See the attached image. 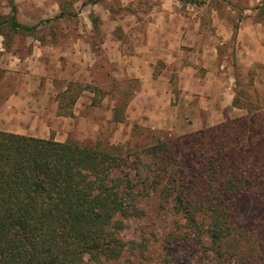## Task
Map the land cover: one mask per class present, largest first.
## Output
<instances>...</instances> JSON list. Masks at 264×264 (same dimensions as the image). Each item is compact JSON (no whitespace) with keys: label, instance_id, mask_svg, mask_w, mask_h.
Here are the masks:
<instances>
[{"label":"rangeland","instance_id":"rangeland-1","mask_svg":"<svg viewBox=\"0 0 264 264\" xmlns=\"http://www.w3.org/2000/svg\"><path fill=\"white\" fill-rule=\"evenodd\" d=\"M8 1L0 0L3 4L0 5L2 21L11 17L12 11L9 15L3 14ZM60 1L63 5H70L78 0ZM159 2L160 0H149V6L152 9L157 8ZM187 3H192L191 8L195 9L191 12L201 23L199 28L202 35L205 37L207 34H213L214 41L210 42L209 38L207 42L206 38V41L192 47L184 45L181 52L173 51L169 57L165 55L170 51H165V57H160L155 67L156 73L165 71L164 76L169 79L172 90L170 112L176 111L179 115L182 113L185 122L171 120L168 128L158 129L146 125L144 121L140 123L141 119L132 118L130 114L129 119H126L128 103L131 96L140 90V82L119 77L117 83L114 80L112 83V80L105 76V71H100L96 74L101 82L97 81L91 85L97 90L93 105L83 110L86 115L79 119L73 117L72 122L52 125L56 128L54 133L69 136L51 139L58 142L98 144L108 151L112 147L120 149L114 150L117 155L122 152L131 158L130 162H133L134 166L138 165V169H133L131 173L135 182L150 178V168L158 173V170L167 165L170 170L169 184L184 185L189 200L199 202L200 206L196 208L204 212L200 217L203 228L207 229L210 223L211 207L219 205L229 210L232 217L230 222L238 234L236 236L241 247L239 248L240 243L232 247L230 241H227V248L224 249L225 259H218L212 251L211 242L205 236L200 237L195 233L185 215L175 208L174 199L160 198L157 193L148 190L143 193L139 211L134 207L133 215L123 221L124 229L120 236L126 243L124 254L117 260L103 264H264V169L260 164L249 165L248 169L254 172L253 176H258V179L247 184L243 194L231 196L226 192H214L215 189L221 188H218V185L216 187V181L212 178L214 168L210 167L214 162L213 158H216L214 147L220 145L214 132L223 129L224 125L237 118L248 116L250 110H264V61L253 62L249 55V49L252 47L250 42L244 44L237 34L243 21L264 24V0H183L184 8ZM118 4L117 2V7ZM22 10L26 12L29 9ZM70 11L68 12L76 15V11ZM212 16H215V19L217 17L215 23L211 22ZM75 22L76 19L64 24L78 26ZM226 23L232 29V34L228 42H222L223 30L219 27ZM42 24L45 26L44 32L56 26L61 27L57 24L51 27L47 23ZM0 30L8 32L11 28L3 26ZM22 34L35 33L24 31ZM93 36L96 45L98 36ZM94 50L98 51L96 48ZM181 61L183 67H198L197 74L205 81L198 92L185 89L184 83H181ZM221 81L228 90L220 88ZM227 91L231 92V97L237 98L242 108L222 106L224 97L226 100L230 99L229 95L224 96ZM186 95H193L192 102L196 101L200 106L203 102L207 109L200 107L196 115L191 111L192 108L183 103L190 102L185 98ZM210 109L214 110L215 116L211 115ZM116 116L124 118V121L115 122ZM197 119L200 123L195 125ZM190 126H193V129H190ZM205 133L212 135L208 137L207 142L205 140V145L210 149L203 147V151L199 152L192 147L191 142L196 138H206ZM159 141L167 142L168 149H171L169 153H173L176 158L166 157L165 161L160 162L144 156L148 148ZM242 145L246 148L245 151L250 149L249 145ZM83 264L96 263L86 259Z\"/></svg>","mask_w":264,"mask_h":264},{"label":"trees","instance_id":"trees-1","mask_svg":"<svg viewBox=\"0 0 264 264\" xmlns=\"http://www.w3.org/2000/svg\"><path fill=\"white\" fill-rule=\"evenodd\" d=\"M9 4L11 29H37L17 23L14 1ZM64 17L62 9L54 22ZM5 22L0 19V27H6ZM234 106L242 108L237 98ZM249 112L214 132L220 145L214 147L216 158L210 167L221 188L214 190L217 194H243L246 185L258 179L249 165L264 169V110ZM114 121L124 118L116 116ZM205 136L191 142L199 152L212 135ZM242 144L250 149L245 151ZM114 150L120 149L0 131V264H83L86 259L103 264L119 259L126 249L120 236L123 221L133 215L134 207L139 211L148 190L174 199L175 208L195 233L211 242L218 259H225L227 241L232 247L240 243L226 207H211L210 223L203 228L199 202L189 200L184 185L169 184L167 165L158 173L150 168V178L135 182L131 173L138 165ZM170 150L167 142L159 141L144 156L162 162L175 157Z\"/></svg>","mask_w":264,"mask_h":264},{"label":"crops","instance_id":"crops-1","mask_svg":"<svg viewBox=\"0 0 264 264\" xmlns=\"http://www.w3.org/2000/svg\"><path fill=\"white\" fill-rule=\"evenodd\" d=\"M13 1L17 23L37 29L28 35L13 29L0 33V131L43 139L67 138L69 135L54 133L56 128L52 125L86 115L83 110L93 105L97 90L91 85L101 82L97 78L100 71H105L112 83H117L119 77L140 82V90L128 103L126 119L130 114L141 119L140 123L144 121L158 129L168 128L171 120L185 122L182 113L170 112L169 79L164 76L165 71L156 73L155 67L159 59L169 57L173 51L181 52L184 45L192 47L206 38L207 42L209 38L214 41L213 34L204 37L200 32L201 23L191 12L195 10L192 3L184 8L183 0H160L152 9L149 0H78L70 5H63L60 0ZM62 9L65 17L54 22L52 19ZM69 9L76 15L70 16ZM10 12L8 1L3 14ZM212 17L211 22L215 23L217 17ZM75 19L78 26L64 24ZM42 23L61 27L44 32ZM5 25L9 26V20ZM221 27L222 42H228L232 29L227 23ZM237 34L244 44L250 42L253 62H263L264 24L243 21ZM93 35L98 36L96 45ZM165 51L171 53L165 55ZM179 65L185 89L198 92L205 82L197 74L198 67H183L182 61ZM219 86L228 90L223 81ZM227 95L230 99L224 97L222 106L236 109L235 96L231 97L228 91L224 93ZM185 98L190 102L183 103L196 115L200 107L207 109L203 102L201 106L192 102L193 95ZM210 113L215 116L213 109Z\"/></svg>","mask_w":264,"mask_h":264}]
</instances>
